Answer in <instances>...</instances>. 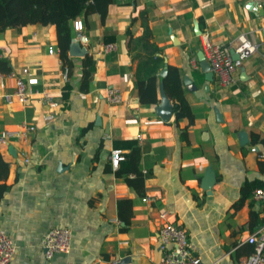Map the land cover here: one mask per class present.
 I'll use <instances>...</instances> for the list:
<instances>
[{
  "label": "crops",
  "instance_id": "0c3cea01",
  "mask_svg": "<svg viewBox=\"0 0 264 264\" xmlns=\"http://www.w3.org/2000/svg\"><path fill=\"white\" fill-rule=\"evenodd\" d=\"M143 10L151 41L166 65L181 68L196 85L195 90L184 85L192 122L187 117L176 121L173 113L163 121L155 111L158 104L138 100L137 60L128 53L126 29L131 25L134 36L142 34L138 16ZM81 21L86 41L80 43L95 60V69L82 91L83 56L69 55L73 69L67 97L53 25L0 33V58L11 66L9 72L0 70V129L35 127L24 139L0 145L9 163L0 227L16 245L11 264H41V238L55 226L71 230V243L50 264H117L124 257L130 258L125 264H161L158 230L166 221L184 227L188 249L202 264H240L251 248L245 241L253 231L250 213H258L260 221L264 213V203L253 199L254 190L239 202L245 181L264 182L258 164L264 160V145L250 142L252 134L264 137V0H116L104 24L97 14ZM196 24L213 43H233L244 34L255 44V52L233 72L231 87L218 89L213 79L194 81L192 71L200 69L192 60L201 49ZM104 36L114 37L107 43L116 50L101 55ZM22 67L38 83L26 101H7ZM109 87L120 90V103L107 101ZM43 92L54 97L52 106L40 101ZM49 113L53 118L47 121ZM241 132L248 137L244 144ZM127 139L140 147V174H128L131 184L110 163L113 150L128 152L114 142ZM209 174L213 181L205 189L203 179ZM122 199L129 203L120 205Z\"/></svg>",
  "mask_w": 264,
  "mask_h": 264
},
{
  "label": "trees",
  "instance_id": "16d2710c",
  "mask_svg": "<svg viewBox=\"0 0 264 264\" xmlns=\"http://www.w3.org/2000/svg\"><path fill=\"white\" fill-rule=\"evenodd\" d=\"M116 0H0V33L8 28H20L31 24H41L43 26L53 25L56 32L59 58L63 65L73 69V61L68 54L69 45L73 35V21L76 19L85 20L88 16L97 14L100 22L104 24L108 7ZM142 20L143 32L139 36H134L131 25L126 29L127 50L131 59L137 60L134 72V88L137 92L138 100L141 104H158L160 102L158 87L161 82L164 92L173 101V114L175 120L187 117L189 122L193 121V114L185 98V87L183 84V71L181 68L167 65L164 76H160V71L165 65L164 55L161 49L151 41L152 33L147 24L146 11L143 10L138 16ZM136 18L131 19L133 23ZM82 22V21H81ZM201 29V28H200ZM105 43L114 40L112 36H104ZM11 66L7 58H0V70L9 72ZM95 69V60L89 54L82 58V78L80 89L87 90V83L92 77ZM194 81H206L204 73L200 70L192 71ZM63 95L68 94L70 84L66 82ZM252 144L261 143L264 145V137L257 134L251 135ZM116 148L128 149L124 154V160L115 168L117 176H124L131 184L132 179L129 173L140 174L138 162L140 159V147L135 139L115 141ZM260 158V157H259ZM260 169L264 168V160H259ZM9 163L5 161L0 153V198L9 186L2 182L8 175ZM141 176V175H140ZM256 188L264 189V182L259 179L245 181L241 187L240 203L251 196V192ZM120 205L129 203V200L122 199ZM262 223L258 219V213L251 211L250 225L254 229ZM124 229L128 221H124ZM250 245V244H249ZM253 248L249 250V254Z\"/></svg>",
  "mask_w": 264,
  "mask_h": 264
},
{
  "label": "built area",
  "instance_id": "2783aa9c",
  "mask_svg": "<svg viewBox=\"0 0 264 264\" xmlns=\"http://www.w3.org/2000/svg\"><path fill=\"white\" fill-rule=\"evenodd\" d=\"M73 30L81 32L83 23L76 19L72 23ZM201 50L204 57L210 65L213 80L218 89L231 87L235 84L232 77L233 72L242 65L244 59L255 52L256 46L250 39L239 34L236 41L229 44L213 43L207 32L200 33ZM83 41H86L84 36ZM116 50L114 43H105L101 45L99 54L106 55ZM238 54V59H233L231 51ZM55 50L49 47L48 53L53 54ZM193 67L200 69L197 57L192 60ZM14 75V74H11ZM60 80L66 83L69 79V68L65 65L60 69ZM15 85L11 93L5 95L7 101L17 100L24 102L27 100L31 88L38 83L37 78L30 76L28 67H22L17 75H14ZM106 99L108 102L116 104L122 100L121 92L118 88L109 87L106 90ZM40 101L49 106L54 104V97L49 93L43 92ZM45 120L50 121L53 114L45 115ZM35 130L32 124H23L19 129L9 130L0 129V145H9L11 140L24 139L26 133ZM124 160V154L120 150H113L110 154L111 166L116 168ZM27 162L28 159H25ZM253 199L258 203H264V189L256 188L253 191ZM164 215V214H163ZM158 239L160 248L163 250L161 264H202L197 256H194L187 246V234L181 225L166 221L162 223L158 230ZM245 241L252 245V252L248 254L240 264H264V213H262V223L255 227L247 236ZM71 230L67 227H51L41 238L40 247L42 250L41 264H50L53 256L58 252H67L70 249ZM16 252V245L11 238L0 227V264H11ZM72 264V263H68Z\"/></svg>",
  "mask_w": 264,
  "mask_h": 264
},
{
  "label": "water",
  "instance_id": "95a60500",
  "mask_svg": "<svg viewBox=\"0 0 264 264\" xmlns=\"http://www.w3.org/2000/svg\"><path fill=\"white\" fill-rule=\"evenodd\" d=\"M250 6L251 5H248V7ZM194 31L197 35H199L201 32L197 24L194 26ZM171 39L174 41L175 44L178 43L174 39L173 36H171ZM80 40L83 41V37L80 35L79 32L76 33L75 37L71 38V43L68 49V54L70 56L79 57V56H84L85 54H87V49L86 47L81 45ZM231 56L233 59H238L239 57L238 54L234 52V50L231 51ZM196 57L199 62L200 70L204 73L205 79L207 81H211L213 77H212V72L210 70V65L205 59L203 51L201 49L196 52ZM166 71H167V65H166V60H165V65L163 69L160 71V76H164L166 74ZM183 84L186 86L188 90L196 89V85L193 83L192 79L187 75L183 76ZM205 87L206 89H208L207 85ZM159 96H160V102L156 106L155 111L163 119V121H168L173 113V107H172V104L170 103L168 96L164 92L162 83H160L159 85ZM215 111L217 113V118H220V113L217 111V109H215ZM240 137H241L242 144L248 141V137L245 132H241ZM209 175L210 176H207L203 179L202 187L205 189H210L211 183L213 181V176L211 174ZM129 261H130L129 257H124L117 264H125V263H128Z\"/></svg>",
  "mask_w": 264,
  "mask_h": 264
},
{
  "label": "rangeland",
  "instance_id": "374dc122",
  "mask_svg": "<svg viewBox=\"0 0 264 264\" xmlns=\"http://www.w3.org/2000/svg\"><path fill=\"white\" fill-rule=\"evenodd\" d=\"M77 33V32H76ZM80 33V32H79ZM81 35V34H80Z\"/></svg>",
  "mask_w": 264,
  "mask_h": 264
}]
</instances>
